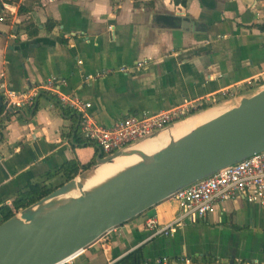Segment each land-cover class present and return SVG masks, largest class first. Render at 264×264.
Instances as JSON below:
<instances>
[{
  "label": "crops",
  "instance_id": "0c3cea01",
  "mask_svg": "<svg viewBox=\"0 0 264 264\" xmlns=\"http://www.w3.org/2000/svg\"><path fill=\"white\" fill-rule=\"evenodd\" d=\"M154 1L150 7L149 0H0V84L26 93L47 79H63L61 93L90 104V114L105 127L190 102L234 103L224 95L237 99L257 90L246 86L264 75V0H188L186 7ZM139 62L146 64L139 69ZM58 103L55 94L42 93L4 123L0 219L2 208L29 184L45 182L68 162L97 160L99 148L84 140L79 120L64 115ZM178 213L175 199H168L65 264H119L140 248L144 264L161 257L264 264L261 205L243 198L218 203L205 220L173 236L152 237L148 217L169 225Z\"/></svg>",
  "mask_w": 264,
  "mask_h": 264
},
{
  "label": "water",
  "instance_id": "95a60500",
  "mask_svg": "<svg viewBox=\"0 0 264 264\" xmlns=\"http://www.w3.org/2000/svg\"><path fill=\"white\" fill-rule=\"evenodd\" d=\"M232 101L218 117L86 189L100 168L203 111L112 155L100 151L89 170L0 225V264H65L179 191L264 152V87Z\"/></svg>",
  "mask_w": 264,
  "mask_h": 264
},
{
  "label": "built area",
  "instance_id": "2783aa9c",
  "mask_svg": "<svg viewBox=\"0 0 264 264\" xmlns=\"http://www.w3.org/2000/svg\"><path fill=\"white\" fill-rule=\"evenodd\" d=\"M145 62H139V69L145 66ZM121 72H128L122 68ZM111 71L98 74L95 78H103ZM264 75H259L248 81L247 90L263 87ZM66 85L63 79L50 78L34 86L26 93L16 92L5 83L0 84L3 98L4 112L21 110L32 106L42 94H55L59 103L80 117V127L85 141L96 145L104 156H109L138 143L144 139L153 137L164 129L190 117L198 112L203 106L195 103H185L169 111L156 115L143 117L129 116L111 127L99 124L90 114V104L84 102L75 95L61 93V87ZM224 97L234 99L230 94ZM243 198L248 203L259 204L264 208V152L248 158L238 164L229 166L211 177L193 184L179 191L173 199L178 204L179 213L173 223L161 225L156 216L146 219V228L152 232V237L165 235L173 236L177 230L183 229L190 224L205 220L218 203ZM112 232H107L106 237ZM157 264H196L190 258L172 261L168 257L156 259ZM205 264H221L220 261ZM235 264V263H232ZM236 264H250L239 262ZM263 264V263H255Z\"/></svg>",
  "mask_w": 264,
  "mask_h": 264
},
{
  "label": "trees",
  "instance_id": "16d2710c",
  "mask_svg": "<svg viewBox=\"0 0 264 264\" xmlns=\"http://www.w3.org/2000/svg\"><path fill=\"white\" fill-rule=\"evenodd\" d=\"M9 1V0H8ZM15 0H10V2H13ZM141 1V0H136ZM176 5H182L184 7L187 6L188 0H173ZM155 4L154 0H149L147 3V6L153 7ZM33 27V24H28L26 30H29ZM55 27V23L52 20H49L47 23V29L52 30ZM260 30L264 32V27L259 26ZM59 107L62 110L64 115H72L74 118L79 120L80 117L72 112L69 109H64V107L60 104ZM208 108H211L209 106H203L200 111H205ZM4 112V106H3V98H0V139L3 138L2 131L4 129V123L11 119V117L14 115L11 111L8 112L7 115H3ZM92 144V143H90ZM97 160L94 159L90 164L88 165H80L77 161H71L66 164H64L60 169H57L56 171L50 173L45 182L42 183H33L29 184L26 190L22 191L17 198L13 201L12 204L6 205L1 210V219H0V225L9 219L13 218L17 213L20 211L32 206L33 204L39 202L41 199L49 196L52 194L55 190L58 188L64 186L67 182L75 179L78 175L82 174L83 172L89 170L92 166L96 164ZM59 176H62L63 181L60 183H56L55 185H47L48 181H51ZM204 262L210 263V260L207 258L203 259ZM145 258L142 252V248L134 251L127 257H125L123 260L120 261L119 264H144ZM148 264V263H147ZM149 264H157L155 262H151Z\"/></svg>",
  "mask_w": 264,
  "mask_h": 264
},
{
  "label": "bare ground",
  "instance_id": "6f19581e",
  "mask_svg": "<svg viewBox=\"0 0 264 264\" xmlns=\"http://www.w3.org/2000/svg\"><path fill=\"white\" fill-rule=\"evenodd\" d=\"M220 115L219 109H212L209 111H205L197 116H194L187 121L177 125L175 128L162 134L157 141L152 144H144L141 145L132 152L125 156L118 158L114 163L108 164L100 168L93 177L86 183V189H90L99 183L104 182L111 176L117 174L118 172L122 171L126 167L135 164L136 162L140 161L145 155H148L160 147L164 146L168 141H170L173 137H179L184 135L191 130L195 129L196 127L211 121L212 119L218 117ZM78 192H73L70 196H77Z\"/></svg>",
  "mask_w": 264,
  "mask_h": 264
},
{
  "label": "rangeland",
  "instance_id": "374dc122",
  "mask_svg": "<svg viewBox=\"0 0 264 264\" xmlns=\"http://www.w3.org/2000/svg\"><path fill=\"white\" fill-rule=\"evenodd\" d=\"M232 106H234V103H225V104H223V105H220V106H215V107H212L211 109H216V108H218L219 109V112L220 113H222V112H224L225 110H227L228 108H231ZM202 113V112H201ZM201 113H198L197 115H199V114H201ZM203 113H204V111H203ZM158 140V139H157ZM157 140H155V141H157ZM154 141V142H155ZM154 142H149V143H147V144H152V143H154ZM146 144V145H147Z\"/></svg>",
  "mask_w": 264,
  "mask_h": 264
}]
</instances>
